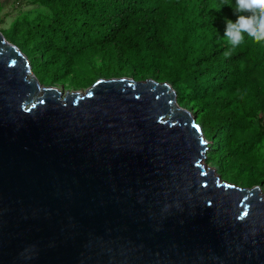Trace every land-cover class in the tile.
<instances>
[{"label": "water", "instance_id": "95a60500", "mask_svg": "<svg viewBox=\"0 0 264 264\" xmlns=\"http://www.w3.org/2000/svg\"><path fill=\"white\" fill-rule=\"evenodd\" d=\"M63 87L0 30V264H264L262 184L207 163L169 82Z\"/></svg>", "mask_w": 264, "mask_h": 264}, {"label": "trees", "instance_id": "16d2710c", "mask_svg": "<svg viewBox=\"0 0 264 264\" xmlns=\"http://www.w3.org/2000/svg\"><path fill=\"white\" fill-rule=\"evenodd\" d=\"M10 0H0V12ZM0 30L42 84L82 88L98 77L169 82L208 139L206 161L242 186L264 185V45L225 56L235 0H18ZM4 22L0 15V24Z\"/></svg>", "mask_w": 264, "mask_h": 264}, {"label": "clouds", "instance_id": "9594fccd", "mask_svg": "<svg viewBox=\"0 0 264 264\" xmlns=\"http://www.w3.org/2000/svg\"><path fill=\"white\" fill-rule=\"evenodd\" d=\"M232 7L236 19L225 21L224 37L227 50L224 55L230 56L239 46L246 43L245 34L252 43L264 45V0H235Z\"/></svg>", "mask_w": 264, "mask_h": 264}, {"label": "rangeland", "instance_id": "374dc122", "mask_svg": "<svg viewBox=\"0 0 264 264\" xmlns=\"http://www.w3.org/2000/svg\"><path fill=\"white\" fill-rule=\"evenodd\" d=\"M32 6L33 4L29 3V1H24L23 4H20L18 0L8 1L5 4V7L0 12V15L4 19V22L0 24V27H6L9 24V22L16 17V15L20 12L21 9L31 8ZM86 87H82V88L63 87V92L72 91L75 89L83 91ZM208 149H209V146H208ZM261 192H264V185H262Z\"/></svg>", "mask_w": 264, "mask_h": 264}]
</instances>
